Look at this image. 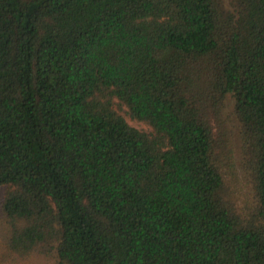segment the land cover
Segmentation results:
<instances>
[{"label":"trees","instance_id":"trees-1","mask_svg":"<svg viewBox=\"0 0 264 264\" xmlns=\"http://www.w3.org/2000/svg\"><path fill=\"white\" fill-rule=\"evenodd\" d=\"M0 188V264H264V0H0Z\"/></svg>","mask_w":264,"mask_h":264},{"label":"rangeland","instance_id":"rangeland-1","mask_svg":"<svg viewBox=\"0 0 264 264\" xmlns=\"http://www.w3.org/2000/svg\"><path fill=\"white\" fill-rule=\"evenodd\" d=\"M234 99L230 94H226L224 98V104H223V116L225 118V125L227 126V129L231 132L232 135V148H233V154L235 158L237 159L236 163H238L239 156H240V141H239V123L237 118L234 115ZM125 115V118L129 124L132 126L142 129V130H149V127L138 120L131 119L126 113L125 109L121 111ZM236 169V168H235ZM237 177L241 178L240 174L237 173ZM243 183L238 184V195H240V199L244 197V188L241 187ZM4 193L3 188H0V199ZM29 264H50L38 259L33 258L30 260Z\"/></svg>","mask_w":264,"mask_h":264}]
</instances>
